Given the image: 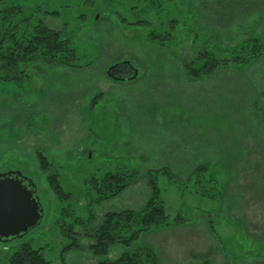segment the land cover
Wrapping results in <instances>:
<instances>
[{
    "label": "rangeland",
    "instance_id": "obj_1",
    "mask_svg": "<svg viewBox=\"0 0 264 264\" xmlns=\"http://www.w3.org/2000/svg\"><path fill=\"white\" fill-rule=\"evenodd\" d=\"M40 19L77 54L71 64L36 60L25 78L0 84V171L32 178L43 209L37 226L0 241L1 261L28 241L50 264H95L105 255L85 246L88 236L64 248L68 223L79 217L74 230L88 231L106 212L141 209L147 170L161 169L169 223L138 240L160 264L185 253L264 264V0H0L2 26ZM121 60L133 79L106 74ZM121 167L138 181L88 206V179Z\"/></svg>",
    "mask_w": 264,
    "mask_h": 264
},
{
    "label": "trees",
    "instance_id": "obj_2",
    "mask_svg": "<svg viewBox=\"0 0 264 264\" xmlns=\"http://www.w3.org/2000/svg\"><path fill=\"white\" fill-rule=\"evenodd\" d=\"M76 52V47L69 40L60 37L59 31L47 27L41 19L29 27L21 25L17 28V24L5 26L0 24V84L17 82L25 78L26 66L36 60L71 64L70 61L76 58ZM204 68L205 66H201L199 70L203 71ZM208 68L211 69L212 66L209 65ZM192 72L195 73V70L192 69ZM39 156L40 167L43 168L47 159L42 154ZM162 169L165 170L164 167ZM204 169L203 165H199L195 171ZM160 170L155 172L147 170V183L152 189L149 199L141 209L126 208L106 212L101 219H93L95 224L88 231H75V225L81 218H74L75 221L68 223L66 227L73 240L64 248L81 249L82 243L79 242L78 236H88L89 241L85 246L95 255H105L95 264H160L156 251L148 244L138 241L143 233L169 223L167 211L159 199V190L155 184L156 173ZM139 177L140 172L130 167L105 170L100 175L92 176L88 179L90 191L87 198L88 206L112 199L138 181ZM47 181L57 194L62 193V188L54 175L50 174ZM92 215L91 218L94 217ZM90 217L88 219H91ZM116 244L122 245L123 251L113 259L107 258L110 247ZM0 264H50V262L44 257L42 247H33L28 241H24L15 247L5 261L0 259ZM194 264L210 263L203 260Z\"/></svg>",
    "mask_w": 264,
    "mask_h": 264
},
{
    "label": "water",
    "instance_id": "obj_3",
    "mask_svg": "<svg viewBox=\"0 0 264 264\" xmlns=\"http://www.w3.org/2000/svg\"><path fill=\"white\" fill-rule=\"evenodd\" d=\"M119 65L128 69L125 76L115 75L114 69ZM106 74L114 80H130L137 69L129 60H122L110 65ZM42 215L33 179L19 169L0 171V241L21 237L40 223Z\"/></svg>",
    "mask_w": 264,
    "mask_h": 264
},
{
    "label": "crops",
    "instance_id": "obj_4",
    "mask_svg": "<svg viewBox=\"0 0 264 264\" xmlns=\"http://www.w3.org/2000/svg\"><path fill=\"white\" fill-rule=\"evenodd\" d=\"M158 256L161 259V262H163L162 256L160 254H158ZM207 259L209 260L210 258L207 256L202 258H200V256L194 257L191 253H185V254L172 255L170 256L169 261L174 262L175 264H194Z\"/></svg>",
    "mask_w": 264,
    "mask_h": 264
},
{
    "label": "flooded vegetation",
    "instance_id": "obj_5",
    "mask_svg": "<svg viewBox=\"0 0 264 264\" xmlns=\"http://www.w3.org/2000/svg\"><path fill=\"white\" fill-rule=\"evenodd\" d=\"M114 63H116V62H114ZM114 63H112V64H114ZM111 64V65H112ZM110 65H108V67H109ZM107 67V68H108ZM106 68V69H107ZM114 71H115V75L117 76H125L127 73H128V69L127 68H125L124 66H122V65H119L118 67H116L115 69H114ZM9 170V169H8Z\"/></svg>",
    "mask_w": 264,
    "mask_h": 264
}]
</instances>
